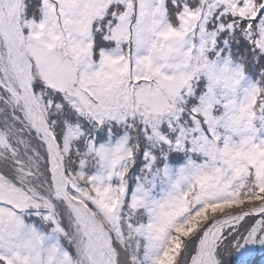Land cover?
Returning <instances> with one entry per match:
<instances>
[{
    "label": "snow or ice",
    "instance_id": "snow-or-ice-1",
    "mask_svg": "<svg viewBox=\"0 0 264 264\" xmlns=\"http://www.w3.org/2000/svg\"><path fill=\"white\" fill-rule=\"evenodd\" d=\"M0 264H264V0H0Z\"/></svg>",
    "mask_w": 264,
    "mask_h": 264
}]
</instances>
